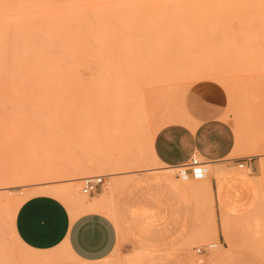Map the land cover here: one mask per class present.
<instances>
[{
    "label": "rangeland",
    "instance_id": "rangeland-1",
    "mask_svg": "<svg viewBox=\"0 0 264 264\" xmlns=\"http://www.w3.org/2000/svg\"><path fill=\"white\" fill-rule=\"evenodd\" d=\"M236 1L240 3L242 0ZM251 2L253 3L250 4ZM245 4L255 5L257 4V0H249V3L247 2ZM97 12L93 14L95 21L92 27V31L95 30V33H92V39L96 41L95 44L90 46L87 43L88 40L79 42L80 44L78 43L76 46L75 54V57L79 58L76 60L74 57L76 61L74 59L73 61L68 60L73 62L72 66L75 72L72 73V76L74 81H76L74 82V87L69 90L75 93H85L93 101L101 104L105 101L106 97L110 96L113 105L117 107L129 101L128 109L124 116L126 124L125 131L120 137L107 140L108 142L74 140L65 145L53 156L40 160L46 164L47 161L49 164H58L57 166L59 168L61 166V170L63 171L59 174L63 176L58 175L59 177L57 179L48 181L46 185L25 186L23 184L20 189L12 194L0 190V194L9 196L6 204L14 207V211L10 215L12 224H9L10 229H6V215L2 211V205H0V264H84L73 258L65 248L39 253L24 247L18 241L13 229L16 209L24 200L39 195V188L58 186L68 190L67 198L61 200L64 201L71 212L84 211L82 209L84 204L87 202L92 203L97 201V198L107 195L110 201L114 197L113 207L107 203L108 205H106L103 211L110 213L114 219L118 218L114 209L119 204V200L123 195V188L133 184V182L141 179V177H145V175L155 176L166 174V171L162 169L161 165L156 164L153 160L151 144L153 147L156 134L166 125L172 123L191 125L194 123L193 121H186L184 119V99L187 92L200 83L211 84L219 90L223 105L222 119L231 125L236 136L235 151L232 157H245L250 160L252 167V169L248 167H237L235 170L252 175L258 186L257 205L248 217L241 221L222 218L221 224L224 233L228 234L230 231L226 242L228 246L236 245L252 249L264 263V241H262L261 237V225L264 224V105H262V99H264L263 10L259 6H255L248 7L247 11L245 8L208 13L203 18L201 27L210 29L213 32H219L220 36L218 39L212 41L200 40L196 37L194 31L189 29L194 46L186 47L175 61L171 63L165 62L152 67H146L142 62L135 65L137 72L142 73L146 78L154 81L153 85L146 89L150 93L147 107L151 114L147 127L143 123L142 109L136 108L134 103L130 102L134 99L130 83L124 76H121L120 79H117L115 76L117 69H120L121 72L128 70L129 65L126 57L130 54L131 49L137 46V43L124 39L122 34H117L116 31H113L107 23L103 10H98ZM229 18L235 19L238 23V32L231 30ZM127 20V17L122 18V24L125 27L130 23ZM96 25L99 26L97 27ZM115 34L117 35V39ZM118 36L123 38H119ZM99 38L102 39L101 43ZM114 39L116 40L113 41ZM109 41L112 42L106 48L107 45L104 46V43L108 44ZM99 48L101 52L104 50L105 53L97 50ZM117 48L121 50L120 56L115 54L114 50ZM108 50L111 51L108 52ZM95 54L98 55V58H95L97 57ZM105 55L110 56V62L109 58ZM68 61L65 58L62 61L63 80L69 77L67 70V66H69ZM106 66L109 68L106 71L107 73L104 72ZM193 72L196 73L194 74ZM190 73H192V78H190ZM84 84L86 86L88 85V87H84ZM78 86L79 88L75 91L74 88ZM117 97L119 100H117ZM0 104H2V101H0ZM240 105H247L251 115L250 123L246 122L243 126L238 125L236 119L237 108ZM175 116L179 117L182 121H174ZM78 150L80 153H77ZM75 154L78 155L77 158H75ZM81 156L83 157L82 159ZM77 159L81 163L85 162L86 165L80 164ZM3 166L4 163L0 162V170H2L1 168ZM69 166V172H66L67 170L65 169ZM76 167L79 168L78 170H81V173L77 170L79 175L78 172L75 173ZM92 168L98 171L96 172ZM104 168H107L108 172ZM206 168L209 170L208 177L205 178L207 181H210L209 179L213 174L217 178H220L228 171L225 169L214 170L210 165L206 166ZM148 169H157V171H148ZM178 173L176 171L174 174H171V178L174 179ZM72 174L74 176L77 174L75 177L79 178V180L70 182V178L74 177ZM107 174L110 176L108 185L102 190L91 196H85L81 193V180L83 178L91 175ZM122 178L128 181H126V184L121 189L119 187V181ZM197 179H192L193 182L189 183V186H193L192 192L195 198H203L206 196V192L204 186L197 182ZM202 183L204 184V182ZM199 210L198 205L199 218L197 230L200 232L205 229L206 221H202ZM207 226L209 230H213V227L217 229V223L211 220L207 222ZM215 233H217V230ZM128 242L126 238L121 236L118 246L112 255L98 264H140L145 258V255L137 253V250L130 247ZM208 244H217V248L208 249L212 255L220 253L225 248V245L220 244L217 239L213 238L192 242L190 246L206 247ZM191 254L193 260L198 258L196 252H192Z\"/></svg>",
    "mask_w": 264,
    "mask_h": 264
},
{
    "label": "crops",
    "instance_id": "crops-1",
    "mask_svg": "<svg viewBox=\"0 0 264 264\" xmlns=\"http://www.w3.org/2000/svg\"><path fill=\"white\" fill-rule=\"evenodd\" d=\"M222 106L219 90L211 84L200 83L187 92L184 119L194 123H172L156 134L151 155L166 174L145 175L125 188L128 180H124L119 186L123 195L114 209L118 218L103 209L73 213L63 200L39 194L24 200L16 210L14 232L18 241L39 253L65 248L84 264L107 259L121 236L137 253L145 255L140 264H264L252 249L228 246L230 231L225 234L222 229V218L244 220L258 198L254 177L235 170L241 163L250 165V160L232 157L236 136L222 119ZM173 120L182 121L176 116ZM193 157H200L214 170L228 171L220 179L213 174L207 181L208 169L199 176L193 169L180 170ZM176 171L178 177L171 178ZM192 179L204 186L205 197L195 198L193 186H189ZM198 205L202 221H206L200 232ZM210 220L217 223V229H208ZM208 238L217 239L225 248L212 255L203 246H190ZM192 252L197 259L193 260Z\"/></svg>",
    "mask_w": 264,
    "mask_h": 264
},
{
    "label": "snow or ice",
    "instance_id": "snow-or-ice-1",
    "mask_svg": "<svg viewBox=\"0 0 264 264\" xmlns=\"http://www.w3.org/2000/svg\"><path fill=\"white\" fill-rule=\"evenodd\" d=\"M4 6L0 4V7ZM31 7L103 10L113 31L137 43L126 57L128 70L121 72L117 69L115 76L117 79L124 76L130 83L134 94L130 102L142 109L143 123L147 127L151 114L147 107L150 93L146 89L154 81L137 72L135 65L142 62L146 67H152L171 63L186 47L194 46L189 29L200 40L219 38V32L201 27L206 14L255 5L220 0H82L75 4L41 3ZM259 7L264 10V0H260ZM88 16L95 21L91 13ZM123 17L130 22L127 27L122 24ZM229 26L232 31H239L235 19L229 18ZM13 33L11 20L0 22V162L6 167L16 162L27 170L74 140L103 142L123 134L129 101L117 107L108 96L102 104L96 103L85 93H75L55 85L48 72L38 68L48 56L53 55L54 49L33 34V47L40 55H22L13 42ZM94 43L89 37L88 44ZM114 51L117 56L121 55L119 48ZM236 119L240 126L250 123L247 105L237 108ZM196 175H200L198 167ZM261 237L264 241V224L261 225Z\"/></svg>",
    "mask_w": 264,
    "mask_h": 264
},
{
    "label": "bare ground",
    "instance_id": "bare-ground-1",
    "mask_svg": "<svg viewBox=\"0 0 264 264\" xmlns=\"http://www.w3.org/2000/svg\"><path fill=\"white\" fill-rule=\"evenodd\" d=\"M78 2H82V0H0V4L5 5L4 7H0V22H3L4 20H11L12 21L13 27H14L13 42L18 47V50L21 52L22 55L39 56L40 53L38 52V50L36 48L33 47V44H34L33 34H36L40 42L46 43L50 47V49H54L53 55L48 56L44 60V62H42L38 65L39 70L48 72L52 83H54L55 85H57L61 88H66V89L73 88L75 85L74 82H76V81H74L73 76H72V73L75 72V70H73V66H72L73 62H70V61H73L74 57L76 56L75 55L76 54V46L78 45L79 42L86 41V40H88L89 37L92 38V33H95L94 29H93L94 31H92L93 20L89 19L88 13H91V15L94 16L93 14L95 12H97L99 9H89V10H78L75 8L40 9V8L31 7V6L35 5V4H41V3H43V4H47V3L75 4ZM220 2L238 3V1H236V0H220ZM247 2L249 3V0L240 1V3H247ZM252 3L253 2H251L250 4H252ZM257 4H255L256 7L260 5V0H257ZM246 11H247V8H246ZM263 12H264V10H263ZM100 26H103V25H100ZM127 26L128 25H126V27ZM107 28H105V29H107ZM99 29H101V28H99ZM110 32H112V31H110ZM116 33L119 34L118 32H116ZM99 34H98V36H99ZM100 36H102V35H100ZM116 36L117 35L115 34V37ZM118 37L123 38L121 36H118ZM116 39H117V37H116ZM116 39H114L113 41H115ZM124 39H126V38H124ZM101 40L102 39H100V43L102 42ZM0 41H2V36H0ZM121 41H123V40H121ZM110 42H112V41H109L108 44L104 43L105 45L104 44L103 45L104 46L107 45L106 46V48H107ZM249 44H251V43H249ZM249 44H248V46H250ZM99 45H97V46H99ZM110 49L112 50V48H110ZM97 50H99L101 52L100 48ZM103 51L101 53H105V51L104 52ZM110 51L108 50V52H110ZM109 55H105V56H107L109 58L110 57ZM96 56L97 57H95V58H98V55H96ZM64 58L67 61L70 60V61H68L69 66H67L69 77L66 80L62 79V76H63V74H62V71H63L62 61ZM75 58L77 60L79 57H75ZM84 58H86V57H84ZM111 58H113V57L111 56ZM91 61H93V60H91ZM110 61L111 60L109 58V62ZM82 62L85 63L83 60H82ZM64 64H65V62H64ZM101 64L105 65L104 63H101ZM86 66H87V64H86ZM97 69H99V68H97ZM108 69L109 68H107V66H106V69H104V72H106ZM90 71H92V70H90ZM193 73L195 74L196 72H193ZM199 73H201V72H199ZM191 74L192 73H190V78L193 77V76H191ZM184 75H186V74H184ZM148 76H150V75H148ZM183 79H185V78H183ZM218 80H220V79H218ZM228 82H230V81H228ZM84 87H88V85L87 86L85 85ZM77 88H79V86L74 88V90L77 91ZM117 100H119L118 97H117ZM121 101H122V99H121ZM107 142H106V144H107ZM71 147L73 148V146H71ZM76 148H77V146H76ZM76 152H74V153H76ZM77 153H80L79 150ZM75 156H76L75 158L78 157V155H76V154H75ZM83 156H85V155H83ZM82 158L83 157L81 156V159ZM107 159H109V158H107ZM77 160L79 161V159H77ZM83 161H84V159H83ZM89 161H91V160H89ZM97 162H99V161H97ZM79 163L85 164V162L81 163L80 161H79ZM55 165L53 163L49 164L48 161H47V164L42 163V161H40V162L37 161L36 163L31 165L27 170H25L22 166L18 165L16 162L9 163L7 165V167L4 164V166L1 168L2 170H0V190L6 191L7 193L12 194L15 191H17L18 189H20V187L23 184L25 186L46 185V183L48 181H52L53 179H57L59 176H63V175H59L60 172L62 171L61 166L59 168L57 166L58 164L56 166ZM113 165H114V162H113ZM87 167H89V166H87ZM99 167H100V165H99ZM64 168H65V166H64ZM64 168H63V170H64ZM68 168H70V166L66 167V169H65V170H67L66 172H69ZM59 169H60V171H59ZM78 169L79 168L76 169L75 173H77L78 171L81 173V170H78ZM92 169H94V168H92ZM104 169H107V168H104ZM94 170H96V172L98 171L97 169H94ZM79 172H78V175H79ZM106 172H108V169ZM108 175L109 174H107V176ZM72 176H74V174H72ZM75 176H77V174H75ZM75 176L71 177L69 181L71 182V181L79 180V178H77ZM88 177H90V176H88ZM109 177L110 176H108V178ZM177 177H178V175H177ZM218 179H220V178H218ZM124 180L126 181V179L119 181V186L124 182ZM81 182H82V180H81ZM38 191L40 194L51 195V196H54L58 199H66L67 195H68V190L66 188L58 187V186H56V187L55 186H46V187L39 188ZM8 197L6 194H0V205H2V208H3L2 211H4V213L6 215V225H5L6 229H10V227H9V224L11 223L10 215L14 211V207L12 205L6 204L8 201ZM110 202H111L110 198L107 197V195H103L100 198H98L97 201H94L92 203L87 202L86 204H84L82 206V209H84V210L105 209L106 205H108ZM15 213H16V211H15ZM13 229H14V223H13ZM223 248H224V246H223Z\"/></svg>",
    "mask_w": 264,
    "mask_h": 264
},
{
    "label": "built area",
    "instance_id": "built-area-1",
    "mask_svg": "<svg viewBox=\"0 0 264 264\" xmlns=\"http://www.w3.org/2000/svg\"><path fill=\"white\" fill-rule=\"evenodd\" d=\"M208 163L204 162L201 160L200 157H193V159L186 165L182 166V168H180V170H189V169H193L196 170V168L198 167L200 169V172L203 170H206V166ZM239 168H243V167H248L250 169H252L251 165H244V163L239 164L238 166ZM183 171V172H184ZM108 176L107 175H96V176H90V177H85L82 179V187H81V192L85 195V196H91L97 192H99L100 190H102L104 187H106L108 185ZM207 250L208 249H215L217 248L216 244H208L205 247ZM201 249H197V252H200Z\"/></svg>",
    "mask_w": 264,
    "mask_h": 264
}]
</instances>
